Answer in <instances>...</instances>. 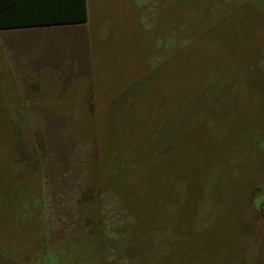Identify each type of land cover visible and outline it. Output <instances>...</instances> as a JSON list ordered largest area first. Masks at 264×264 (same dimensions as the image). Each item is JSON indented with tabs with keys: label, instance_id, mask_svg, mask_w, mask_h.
<instances>
[{
	"label": "rangeland",
	"instance_id": "obj_1",
	"mask_svg": "<svg viewBox=\"0 0 264 264\" xmlns=\"http://www.w3.org/2000/svg\"><path fill=\"white\" fill-rule=\"evenodd\" d=\"M87 6L68 71L0 44V264H264V0Z\"/></svg>",
	"mask_w": 264,
	"mask_h": 264
},
{
	"label": "crops",
	"instance_id": "obj_2",
	"mask_svg": "<svg viewBox=\"0 0 264 264\" xmlns=\"http://www.w3.org/2000/svg\"><path fill=\"white\" fill-rule=\"evenodd\" d=\"M17 8L23 6L17 5ZM87 26L88 21L83 24L0 30V44L8 58V67H14L16 75L27 86H32V76L40 79L41 74L48 71H68L78 59L74 51L76 41L79 37L90 40ZM83 50L86 55V50Z\"/></svg>",
	"mask_w": 264,
	"mask_h": 264
},
{
	"label": "trees",
	"instance_id": "obj_3",
	"mask_svg": "<svg viewBox=\"0 0 264 264\" xmlns=\"http://www.w3.org/2000/svg\"><path fill=\"white\" fill-rule=\"evenodd\" d=\"M17 5L23 8H17ZM87 21V0H0V30L83 24Z\"/></svg>",
	"mask_w": 264,
	"mask_h": 264
}]
</instances>
